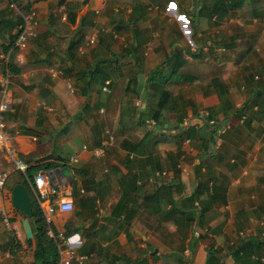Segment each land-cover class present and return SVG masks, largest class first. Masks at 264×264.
<instances>
[{
	"label": "crops",
	"instance_id": "0c3cea01",
	"mask_svg": "<svg viewBox=\"0 0 264 264\" xmlns=\"http://www.w3.org/2000/svg\"><path fill=\"white\" fill-rule=\"evenodd\" d=\"M22 1L25 12L33 13L34 36L12 49L10 68L0 62V77L7 72L10 80L5 120L19 158L34 167L33 173L69 169L55 174L60 193L51 203L70 198L73 209L56 211L51 227L70 239L78 255L87 256L73 264H264V107L215 121L218 133L228 134L206 147L211 156L197 154L201 142L174 139L178 130H173L178 117L185 128L203 126L209 110L221 106L218 92L225 89L219 84L230 102V108L217 111L220 119L249 97L251 87L261 86H251L260 79L253 74H245L247 89L242 81L238 86L224 67L245 70L256 65V54L260 62L263 2L247 0L245 23L236 24L244 31L219 33L214 29L223 23L216 22L220 11L237 21L245 0H175L193 17L194 45L189 46L174 12L166 9L170 0ZM207 13L215 21L210 28ZM20 23L8 0H0V50ZM90 36L95 41L86 45ZM139 74L144 100L137 92ZM164 91L174 102L163 108L161 123L149 119L157 128L147 120L138 124L137 110L148 107L149 115ZM161 131L166 138H160ZM103 144L104 155L95 156ZM72 155L77 161L71 162ZM185 157L181 171L177 164ZM46 162L52 167L45 168ZM3 170L8 176L0 187V264H35V223L12 202V189L24 177L0 147ZM163 170L167 176L155 175ZM175 171L180 187L170 192L160 187L175 178ZM199 181L209 184V194L203 188L192 208L187 197ZM172 200L186 212L175 210ZM243 241L250 257L235 252Z\"/></svg>",
	"mask_w": 264,
	"mask_h": 264
},
{
	"label": "built area",
	"instance_id": "2783aa9c",
	"mask_svg": "<svg viewBox=\"0 0 264 264\" xmlns=\"http://www.w3.org/2000/svg\"><path fill=\"white\" fill-rule=\"evenodd\" d=\"M8 5L11 9H14L18 15H20L21 23L17 26V33L14 39L13 45L7 49V51L0 50V62L7 66L9 62V57L12 49L14 47H20L26 41L34 36V30L32 26V17L33 13L27 14L22 5L18 4L13 0H8ZM175 5V7H173ZM166 9H171L174 12V18L177 21L182 34L187 38V42L190 46H193V36L195 35V28L192 16L180 11L178 4L175 0H170L166 4ZM63 19L66 16L62 17ZM95 41L94 36H90L86 41V45H90ZM9 76L6 72L0 77V147L8 154L11 162L14 165V168L22 172L24 179L27 182V185L31 193L36 198L38 205L41 209L42 217L47 226L46 233L49 237L55 239L56 247L59 254V259L57 264H73L75 261L79 263L83 262L87 256L78 255L76 249L71 245L70 239L63 233H56L51 227L53 221V215L56 211L69 212L73 209V202L70 198H63L58 203L53 204L51 200L56 197L60 191L56 184L51 182L49 175L46 171L38 170L32 178H29L27 175L28 164L19 158L17 149L12 142V134L8 130V126L5 120V114L10 109V96H9ZM109 81H106V86ZM140 101H137L139 104ZM148 123L154 125V120H147ZM105 144L101 145L98 148H95L94 154L97 157H101L105 153ZM192 151V150H191ZM71 162L77 161V157L72 155L70 157ZM177 168L181 171H185V167L182 163L177 164ZM156 176H167V171H157L155 172ZM8 176V171H0V187L3 186L5 180ZM44 201H48L49 204L43 205ZM2 220L8 225L9 219L8 214L5 209L1 210ZM243 232L240 233V236H243Z\"/></svg>",
	"mask_w": 264,
	"mask_h": 264
},
{
	"label": "trees",
	"instance_id": "16d2710c",
	"mask_svg": "<svg viewBox=\"0 0 264 264\" xmlns=\"http://www.w3.org/2000/svg\"><path fill=\"white\" fill-rule=\"evenodd\" d=\"M13 1L17 2L20 5H21V2L23 3L22 0H13ZM261 2H263V6H264V0H261ZM25 5H26V8L29 7L27 5V3ZM232 5H233V3L230 4V6H232ZM23 10L25 11L26 9L23 8ZM258 10L263 11L264 8L261 7ZM260 13H261V11H260ZM194 14H195V12L194 13L192 12V15H194ZM192 19H193V17H192ZM194 28H195V26H194ZM15 37H16V34L14 36H12V35L10 36V38H11L10 42L6 46L3 47L4 51H7V49H9L13 45ZM70 47H72V44L70 45ZM7 65L10 68L9 62ZM106 76H108V75H106ZM218 88L220 90H221V88L225 89L223 92H221V91L218 92V93H220L221 106L224 105L225 109L230 108V102H228V100H226V99H223L221 96V94H224L226 91L225 86H222L221 84H219ZM133 90L135 91V89H133ZM248 92H249V97L239 107L232 109V111H230L228 113H226L227 110L224 111V113H222V115H223L222 119H220V118H219V120L217 119V117H218L217 111L219 110V108L221 106L212 107L209 110V113L206 115L203 126H197L196 128H194V127L185 128V127L181 126L182 125L181 124L182 123V117H178L177 119H178V122H180V124L177 123L175 125V127L173 128V130H178L177 133L175 134L176 136H174V139L176 137L182 138L183 136H185L188 139H190V141H193L194 143L201 142L200 145H204V147L200 148L197 146L196 147V148H198L197 154L201 157L211 156V152H208V149H206V147L208 145H215L216 140H217L219 135L226 137V135L228 134L227 130H224V131L218 133V127H216L214 125L215 121H220L222 123L223 119H225V118L228 119L231 114L232 115L233 114L243 115V114L247 113L249 110H252L254 107H261V108L264 107V86L251 87ZM171 97L172 96H170V94L168 92L164 91L163 96L159 99V101L157 103V107H155L149 115H147L148 111H149L148 107L145 108V110H143V111L138 109L137 112H138L139 116L137 119V123L138 124H145L146 120H149V119H155L156 122L158 121L161 123V120H160L161 117L160 116H161L163 108H166L165 106L168 105L169 102L172 104L174 102V99H172ZM169 98H171V101H169ZM145 101L147 103V99ZM88 108H89V105L86 106V110ZM249 120H250V117L245 116L243 121L246 124H248ZM155 126H156V124L154 125V128H155ZM156 128H157V126H156ZM162 129L165 130L164 128H162ZM216 133H218V134H216ZM159 135H160L161 139L166 138L163 131H161L159 133ZM155 141L157 142V141H159V139L156 138ZM181 153L182 152L178 151L176 154H177V156H180ZM43 166L45 168H50V167H52V164L46 162V163H43ZM195 167L196 168L202 167V163L200 162V164L196 165ZM35 168H40V166L35 167ZM32 169H34V167L32 168L28 165L27 175L29 178H32V176L35 174L32 172ZM198 170L200 171L201 169H198ZM175 172H176V174H175L176 176L174 175L175 178L169 182L165 181L163 183V185H160V187H163L166 189L169 188L168 189L169 192L172 191L171 188L180 187V184L178 181L179 180L178 173H177V171H175ZM207 172H208V175H211L210 176L211 181H212L211 186H213L214 185L213 172L211 170L210 171L208 170ZM201 182L202 181L198 182L195 191L189 197H187V198H189L188 201L190 202L189 207L193 208V206H194L193 203H194L195 199L200 197V194L203 193L204 189L208 193L209 184L205 181H204V183H201ZM23 184L28 189V193H29L30 200H31V206H32V215L30 217L33 218V221L35 223L36 230H37L36 235H35L36 236V246H35L34 253H33L34 262H35V264H57L58 259H59V254H58V250L56 247V243L53 239L48 238V236L46 235V232H45L46 224H45L44 219L42 217L41 209H40L38 203L36 202V200L33 198L32 193H31L25 179H24ZM183 198H185V197H183ZM176 203H177L176 200L171 201V204L175 205L174 209L177 211H181L182 209H178L176 207ZM182 211L186 212L185 210H182ZM257 244H258L257 246H260V243H257ZM248 247H249L248 244L245 241H243L236 248L237 251H235V252H236V254H238L241 251L243 254H246L250 257L252 252L247 254ZM256 253L260 254V252H256ZM209 256L210 257L213 256V253L210 252ZM216 263L217 262H214L213 264H216Z\"/></svg>",
	"mask_w": 264,
	"mask_h": 264
},
{
	"label": "rangeland",
	"instance_id": "374dc122",
	"mask_svg": "<svg viewBox=\"0 0 264 264\" xmlns=\"http://www.w3.org/2000/svg\"><path fill=\"white\" fill-rule=\"evenodd\" d=\"M188 2V1H187ZM190 3V1L188 2V4ZM260 5H262L261 3H260ZM227 6H228V4H226V8H227ZM248 8H249V5H248V1L247 0H245V2H244V4H243V7H241V9L239 10V11H241L240 12V14H239V20H237L236 21V19L235 18H233L234 20H229L228 21V16H225V15H227L226 13H223L224 11H220V13H222L221 15H219L218 16V19H217V21L216 22H218V21H223V23L221 24V25H218V26H216V28L214 29V31L215 32H217L218 30L220 31L219 33H221L222 32V30L223 29H225L224 31H226L227 33H231V32H238V31H244L243 29L245 28V27H243V28H239L238 26H236V24L237 25H242V22H243V24L245 23V21H243L244 19H245V17L247 16V11L246 10H248ZM207 11H210V9H206ZM243 11H245V12H243ZM208 14V16H207V26H209V28L211 27V25H213L214 23H215V21H212V20H210V17H209V15H210V13H207ZM211 14H212V12H211ZM215 26V25H214ZM223 28V29H222ZM212 32H213V30H212ZM253 32H255V35L256 36H258L259 34H258V30H253ZM209 33H211V32H209ZM213 35V34H212ZM217 37H221V36H217ZM207 38H209L210 40H211V42H215L214 41V39H213V37L212 36H207ZM257 40L259 39H261V38H256ZM185 43H186V45H189L190 46V44L187 42V41H185ZM217 44V43H216ZM261 47V46H260ZM258 53V52H257ZM261 55V58H260V62H258L257 61V57L259 56V54H256L255 55V61H256V65H254V62H252V64H251V66L249 67V68H247V69H245V70H242L241 68H239V67H236L237 65L236 64H234L235 66H230L229 68H226V67H224L225 68V72L226 73H229L230 75H232V76H235V77H237L236 78V80H238V83H239V81H242L243 82V85H244V87L247 89L249 86H247L246 84H247V81H245L244 79H246L247 80V77H246V75L245 74H247L248 75V77H250V75H252V77H255L256 75L257 76H260V79H258L257 80V82H253V84H251V86H255V85H261V86H264V54H260ZM199 56H201L200 54H198V57ZM236 56H237V53H236ZM230 71V72H229ZM243 71L245 72L243 75H242V73H243ZM242 75V76H241ZM237 82V81H236ZM239 85H242V83H239L238 84V86ZM239 92V91H238ZM240 94H241V92H240ZM217 119L219 120V117H217ZM149 125H152V124H150V122L148 123ZM144 125H146V124H144ZM164 125V124H163ZM153 126V125H152ZM187 157V156H186ZM186 157L184 158V159H181V163H184V162H186ZM197 157V156H196ZM193 160H194V157L191 155V156H189L188 158H187V161L189 162V163H192L193 162ZM188 164V163H187ZM191 167H193V166H191ZM193 169V168H192ZM191 170V169H190ZM194 170V169H193Z\"/></svg>",
	"mask_w": 264,
	"mask_h": 264
},
{
	"label": "water",
	"instance_id": "95a60500",
	"mask_svg": "<svg viewBox=\"0 0 264 264\" xmlns=\"http://www.w3.org/2000/svg\"><path fill=\"white\" fill-rule=\"evenodd\" d=\"M88 0H84L83 3H86ZM144 77L142 74H139L138 76V84H137V92L140 94V97L142 100L146 98V90L143 85ZM141 110H144L142 108ZM67 167L63 168H54L50 170L49 172V178L53 181L52 183L57 184V180L55 179V174L62 172L66 174L68 172ZM12 202L16 208H18L23 213L31 216L32 215V206H31V200L28 193V190L26 186L22 183L16 184L12 189ZM152 247H149L151 249Z\"/></svg>",
	"mask_w": 264,
	"mask_h": 264
},
{
	"label": "snow or ice",
	"instance_id": "6c2138e0",
	"mask_svg": "<svg viewBox=\"0 0 264 264\" xmlns=\"http://www.w3.org/2000/svg\"><path fill=\"white\" fill-rule=\"evenodd\" d=\"M173 7H175V5H173Z\"/></svg>",
	"mask_w": 264,
	"mask_h": 264
}]
</instances>
